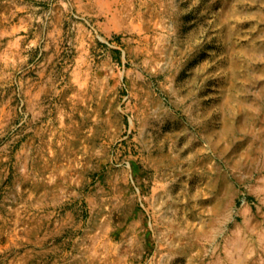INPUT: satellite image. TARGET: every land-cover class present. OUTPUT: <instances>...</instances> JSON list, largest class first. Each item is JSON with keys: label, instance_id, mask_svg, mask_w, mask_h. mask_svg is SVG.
<instances>
[{"label": "rangeland", "instance_id": "374dc122", "mask_svg": "<svg viewBox=\"0 0 264 264\" xmlns=\"http://www.w3.org/2000/svg\"><path fill=\"white\" fill-rule=\"evenodd\" d=\"M0 264H264V0H0Z\"/></svg>", "mask_w": 264, "mask_h": 264}]
</instances>
